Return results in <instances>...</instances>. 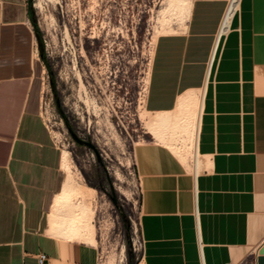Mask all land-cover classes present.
<instances>
[{
  "label": "crops",
  "instance_id": "obj_1",
  "mask_svg": "<svg viewBox=\"0 0 264 264\" xmlns=\"http://www.w3.org/2000/svg\"><path fill=\"white\" fill-rule=\"evenodd\" d=\"M185 1L155 39L144 108L200 96L198 166L158 142L135 148L143 264H264V0H240L211 63L226 0ZM28 5L0 0V264H96L94 245L50 231L64 169L39 112Z\"/></svg>",
  "mask_w": 264,
  "mask_h": 264
},
{
  "label": "rangeland",
  "instance_id": "obj_2",
  "mask_svg": "<svg viewBox=\"0 0 264 264\" xmlns=\"http://www.w3.org/2000/svg\"><path fill=\"white\" fill-rule=\"evenodd\" d=\"M166 2L176 0H29L32 26L38 28L33 27L41 66L39 112L66 153L62 182L73 186L72 196L52 213L68 223L86 208L96 264H143L138 144L158 142L191 168L196 158L198 166L193 130L199 97L170 111L175 121L167 127L150 125L159 114L144 108L155 39L186 7L163 21ZM185 114L194 117L183 122Z\"/></svg>",
  "mask_w": 264,
  "mask_h": 264
},
{
  "label": "bare ground",
  "instance_id": "obj_3",
  "mask_svg": "<svg viewBox=\"0 0 264 264\" xmlns=\"http://www.w3.org/2000/svg\"><path fill=\"white\" fill-rule=\"evenodd\" d=\"M168 1V0H167ZM38 2V1H37ZM236 3H237V0H233V3H232V6H231V10L233 9V7L236 5ZM186 2H185V0H176V2H174V3H169L168 5H167V2H166V10L163 12V16L161 17V20H165V18L167 17V14H169V15H173V14H175V11L176 10H178V11H180L179 9H182L183 7H185L186 5ZM37 5V4H36ZM40 5V4H39ZM177 11V12H178ZM176 12V13H177ZM181 12H183L182 10H181ZM166 13V14H165ZM179 14H180V12H178ZM229 18H230V13H229V11H227L226 13H225V15H224V18H223V20H222V25L223 26H225L227 23H228V21H229ZM187 95V94H186ZM185 95V96H186ZM183 98H184V96H183ZM192 98H196V97H190V96H187V97H185L184 99H182L181 101H180V104H184L185 102H187V101H191L192 100ZM199 99H200V96H199ZM197 100H198V98H197ZM197 103V102H196ZM193 105V104H192ZM194 106V105H193ZM199 107H200V104H199V100H198V103H197V113L195 114L196 115V120L198 119V115H199V112H198V110H199ZM183 109V108H182ZM193 111V110H192ZM174 115L171 113V112H166V113H164V114H159L158 116H154V117H151L149 120H148V123L150 124V125H152V126H154L155 125V127L156 126H165V127H167V126H169L168 124H170V122H173V121H175V120H173L174 119V117H173ZM184 116H186V118H187V114H185ZM189 116H191L192 117V115H189ZM188 116V118L189 119H191V117H189ZM179 117V116H178ZM194 117V116H193ZM193 117H192V119H193ZM147 118V117H146ZM186 118H184L183 119V122H185L186 120H189L188 118L186 119ZM195 120V119H194ZM191 122V121H190ZM189 122V123H190ZM188 123V124H189ZM173 124H174V122H173ZM179 126V125H178ZM176 127V126H175ZM175 127H174V129H175ZM150 128V127H149ZM193 130V129H192ZM157 132V129H155V128H151L150 129V131H149V133L150 134H152V135H154L155 133ZM176 132V131H175ZM191 132V131H190ZM193 135H194V148H195V144H196V133H197V128L195 127V131L193 130ZM173 133H174V130H173ZM171 135H173V134H171ZM157 136H159V135H157ZM174 138H175V136H173ZM154 138V137H153ZM159 140H160V138H159ZM161 141V140H160ZM174 141V140H173ZM175 141H176V139H175ZM174 145V144H173ZM171 148V147H170ZM63 153V152H62ZM195 156V155H194ZM62 161H61V168H63V169H68V163H67V157H66V153H64V154H62V159H61ZM65 173V172H64ZM66 176V175H65ZM67 179V178H66ZM65 179V180H66ZM67 181V180H66ZM65 182V181H64ZM70 182V181H69ZM66 183H68V181L66 182ZM62 184H63V186H61L62 187V189H60V192L56 195V197H55V199H54V202H53V208H54V210H58L61 206H62V204H63V202H65V201H67V199H69L71 196H72V194H73V191H72V187L70 186L71 185V182H70V185H67L66 184V186H64V183L62 182ZM75 189V188H74ZM72 199V198H71ZM84 199V198H83ZM78 201V200H77ZM80 201V200H79ZM84 201V200H83ZM86 204V203H85ZM84 204V205H85ZM70 206H74V205H70ZM87 206V205H86ZM85 206V207H86ZM75 207V206H74ZM79 207V206H78ZM88 207V206H87ZM90 207V206H89ZM80 208V207H79ZM81 208H82V206H81ZM80 208V209H81ZM77 209V208H76ZM73 211H75V210H73ZM91 211V210H90ZM77 212V211H76ZM93 212V211H92ZM78 213V212H77ZM80 213V215L79 214H77V216H75V215H72V216H70V218H69V220H68V223H64L63 221H62V219L60 218V217H58L57 216V214H55V213H52V216H51V219H50V231L51 232H53V233H56V232H58L59 230H61L63 227H65L67 230H68V236H69V238H72V239H77V240H80V241H84V242H94L95 241V238H94V230L92 229V227H90L89 226V224H87L86 223V215H87V212H86V208H82V210H81V212H79ZM76 214V213H75ZM79 215V216H78ZM90 215V214H89ZM87 216V218H89L90 216ZM92 219V218H91ZM85 221V222H84ZM64 224V225H63ZM96 242V241H95Z\"/></svg>",
  "mask_w": 264,
  "mask_h": 264
},
{
  "label": "built area",
  "instance_id": "obj_4",
  "mask_svg": "<svg viewBox=\"0 0 264 264\" xmlns=\"http://www.w3.org/2000/svg\"><path fill=\"white\" fill-rule=\"evenodd\" d=\"M239 2H240V0H237L236 5L231 10L233 0H226L224 10L222 12L219 24H218L217 29H216L215 34H214V40H213V45H212V50H211V55H210V63L213 60V57H214L215 52H216V50L220 44V41L222 40V38L227 34V32L230 29L232 18L234 17V15L236 14V12L239 9ZM227 11H229V13H230V18H229L228 23L225 26H223L222 20H223L224 15ZM142 245H143V243H142ZM36 259H37L38 264H43L46 261L47 256L44 253H39L36 256Z\"/></svg>",
  "mask_w": 264,
  "mask_h": 264
},
{
  "label": "trees",
  "instance_id": "obj_5",
  "mask_svg": "<svg viewBox=\"0 0 264 264\" xmlns=\"http://www.w3.org/2000/svg\"><path fill=\"white\" fill-rule=\"evenodd\" d=\"M34 29L36 30V32H38V28H37V26H36V24H34ZM43 57V56H42Z\"/></svg>",
  "mask_w": 264,
  "mask_h": 264
}]
</instances>
